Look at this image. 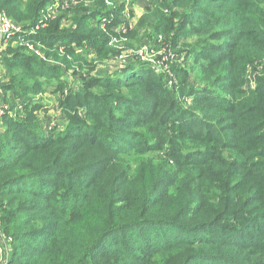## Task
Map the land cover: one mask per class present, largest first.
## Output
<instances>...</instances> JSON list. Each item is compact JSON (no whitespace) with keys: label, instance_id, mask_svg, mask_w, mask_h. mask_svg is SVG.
<instances>
[{"label":"trees","instance_id":"1","mask_svg":"<svg viewBox=\"0 0 264 264\" xmlns=\"http://www.w3.org/2000/svg\"><path fill=\"white\" fill-rule=\"evenodd\" d=\"M50 1L0 0L25 39L0 60L20 72L2 87L29 95L20 99L27 117L5 116L0 134L7 264H264V72L250 77L255 88L246 76L264 60V0L166 2L184 16L173 24L158 13L171 24L152 27L175 31L176 55L194 67L171 63L178 82L142 63L81 74L89 79L59 98L68 126L45 134L34 122L39 90L52 79L68 90L61 67L84 62L85 43L106 58L129 38L115 31L117 10L75 13L72 29L49 24Z\"/></svg>","mask_w":264,"mask_h":264},{"label":"rangeland","instance_id":"2","mask_svg":"<svg viewBox=\"0 0 264 264\" xmlns=\"http://www.w3.org/2000/svg\"><path fill=\"white\" fill-rule=\"evenodd\" d=\"M166 2H169V5H171L170 0H51L49 2V4L44 9L42 19L48 21L49 24L61 21L60 23L63 29L73 28V25H75V13L81 17L85 14V16H91L96 10L103 12L117 10L118 16L120 18V26L119 28L116 27L115 31H118L119 29L123 30L126 35H129V38L127 39L128 41H126V43L121 40H115L113 44L108 47L110 49V53L106 58H101V56H98V54L92 51L87 43H85V48L87 51L79 52V56L82 58L81 60L85 61L76 65V67L74 62L71 63L73 69L70 71L65 65L61 67L64 70L62 77L64 82L67 83L68 90L64 91L62 95L60 91H57L56 80L53 79L46 83L45 87L39 90L34 99L37 101V105L43 104L44 108L42 110L36 111V118H34V122L37 123L38 128L42 133L49 134L51 130L65 129L68 126L67 119L61 112L59 98L63 99V96H66L68 93H70L71 89L73 90L78 88L77 86H81L84 79H89V75H92V77L120 75L124 68H128L132 64L142 63L152 69L153 73L158 77L161 76L164 79L169 78L175 82H178V77L169 75L171 63L180 64L187 69L194 67L192 61L190 59L188 60L190 57L187 56V54L184 53L182 55H176V50L174 49L172 43L175 31L158 36L152 27L153 25L157 26L158 24H165V26L171 24L167 20L169 18L163 17L158 19V17H156L158 13L171 16L170 18L172 23L174 22L173 24L179 23L180 18L184 16L186 10H184L185 8L181 5V3H178L176 7L172 8L170 13L172 14L174 11V14L171 15L164 9V4ZM148 8H150V11H148ZM0 10L4 12L1 7ZM66 12L70 13V16L67 18H65ZM101 19H99V17L95 20L91 19V22L96 23L97 20ZM10 20L14 22L11 18ZM141 22L143 23L142 26L140 25ZM15 24H17L21 31H23L21 24ZM144 24L146 26H144ZM38 31L39 30L36 29L35 31H32V33ZM20 40L25 39H21L16 34L12 35V38H10L8 41L0 40L1 61H3L6 56L4 54L9 53L7 55L11 56L14 54L10 53L11 51H16L22 48L23 42ZM27 43L26 50L38 55L41 58H44L41 52L42 47L40 44L35 46L29 42ZM1 61L0 115H4L0 118V134H4L3 119L5 116L9 115L14 117L15 113L20 111L19 113L22 114V117H27V114L25 113L26 109L22 105L23 101L20 99L22 98L25 102H27L29 95L19 93L18 96L21 97L18 99L16 95L7 94L6 91L3 90L2 86L4 84L11 83L12 78L20 72L18 70H6L4 62ZM47 62H49V64L60 65V63L58 64L50 60H47ZM263 72L264 60L258 64L255 70L248 67L246 76L249 78V85H252L255 88L256 83L252 81L250 77H259L263 75ZM84 73H87L88 76H81V74L83 75ZM209 86L219 87L215 84H209ZM246 87L247 86H245V88ZM177 94L182 105L186 109L190 108L191 99L187 96L180 95L179 92ZM12 108H14V110H12ZM147 158L148 156L145 157L144 162H149ZM156 160L158 162L165 161V159L161 156L156 158ZM3 240H5L7 246H9L8 239L4 238ZM3 250L0 248V258L5 261L7 257L4 256ZM7 250L9 251V247Z\"/></svg>","mask_w":264,"mask_h":264},{"label":"built area","instance_id":"3","mask_svg":"<svg viewBox=\"0 0 264 264\" xmlns=\"http://www.w3.org/2000/svg\"><path fill=\"white\" fill-rule=\"evenodd\" d=\"M20 32L21 29L18 27V25L12 22L10 18L0 10V40L8 41L10 38H12V35L14 34L18 35ZM3 115H0V118ZM0 248L1 250H3L2 247ZM7 263H8V258H6L5 261L3 259L0 260V264H7Z\"/></svg>","mask_w":264,"mask_h":264},{"label":"crops","instance_id":"4","mask_svg":"<svg viewBox=\"0 0 264 264\" xmlns=\"http://www.w3.org/2000/svg\"><path fill=\"white\" fill-rule=\"evenodd\" d=\"M4 238L0 235V246L2 247H4V256L5 257H7L8 258V256L9 255H7V248H6V246H7V244H6V242H5V240H3ZM5 243V244H4ZM2 258H0V260H1Z\"/></svg>","mask_w":264,"mask_h":264}]
</instances>
